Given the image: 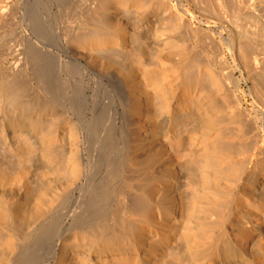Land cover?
I'll use <instances>...</instances> for the list:
<instances>
[{
	"label": "bare ground",
	"instance_id": "bare-ground-1",
	"mask_svg": "<svg viewBox=\"0 0 264 264\" xmlns=\"http://www.w3.org/2000/svg\"><path fill=\"white\" fill-rule=\"evenodd\" d=\"M0 264H264V0H0Z\"/></svg>",
	"mask_w": 264,
	"mask_h": 264
},
{
	"label": "rangeland",
	"instance_id": "rangeland-1",
	"mask_svg": "<svg viewBox=\"0 0 264 264\" xmlns=\"http://www.w3.org/2000/svg\"><path fill=\"white\" fill-rule=\"evenodd\" d=\"M250 100V99H249Z\"/></svg>",
	"mask_w": 264,
	"mask_h": 264
}]
</instances>
